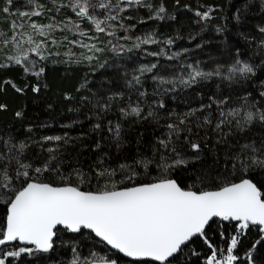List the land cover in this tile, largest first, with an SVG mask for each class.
I'll return each instance as SVG.
<instances>
[{"label": "snow or ice", "instance_id": "1", "mask_svg": "<svg viewBox=\"0 0 264 264\" xmlns=\"http://www.w3.org/2000/svg\"><path fill=\"white\" fill-rule=\"evenodd\" d=\"M50 2L53 8L48 9L38 0H27L29 7L20 10L13 7L15 0H3L0 14L12 18L7 21L12 34L7 36L0 29V54L9 46L11 53L0 58V70L19 67L26 78L31 76L39 81L45 72L39 62L47 59L43 54L47 36L68 29L80 37L68 40L69 44L93 53L84 55L85 60L98 59L95 54L105 51L97 43L104 42L99 35L104 34L116 40L132 41L130 47L113 45L112 51L120 54L138 51L157 59L164 56L167 60L178 61L179 73L165 78L155 71L158 63L143 64L131 75L127 71L123 73L127 96L124 90L97 95L93 104L96 123L92 126L99 135L93 147L97 156L88 171L79 164L70 165L63 156L61 146L72 142L67 134L47 135L33 141L47 153L38 162L26 156L31 144L13 143L11 137L0 136V204L7 206L6 221L0 226V264H11L22 254L49 253L61 230L81 235L87 231L109 252L130 258L132 264H174L176 254L190 247L196 239L211 250L203 264H255L253 252L257 245L264 243V102L260 99L264 98V91L259 92V98L251 99V93H247L239 97L240 103L236 104L230 103L231 97L227 95L209 96L207 104L202 103L183 114L169 113L168 122L161 125L166 129L165 133L147 145H144L141 133L136 139L135 154L131 157L123 155V162L117 163L116 167L107 162L111 154L102 151L105 140L118 153L125 147V125L145 121L159 125L158 110L166 107L164 96L214 79L227 82L229 86L240 84L256 75L254 65L241 59L237 49L231 64L217 63L211 70H205L200 61L181 60L188 49L170 51L176 38L161 39L155 32L136 37L127 35L136 27L126 23L136 19L131 14L125 15L130 10L147 9V20L168 18L165 6L162 3L155 5L153 0ZM254 6L264 13V0H240L231 16L223 17L225 24L216 28V32L222 34L227 30L228 21L239 32ZM62 8L71 9L79 21L89 23L96 35H89L78 21L71 19L55 22L49 17L53 22L48 24L32 19L41 17L46 11L59 12ZM219 10L208 7L195 12L199 18L197 23L203 22L201 31ZM171 18L175 19L174 16ZM147 20L140 18L137 23H147ZM256 31L260 34L257 47L264 49V25H256ZM119 32L125 35L120 36ZM239 34L249 43L255 39L243 32ZM37 37L45 39L37 40ZM51 43L56 45L58 42L53 39ZM25 44L29 47H23ZM107 44H112V40L109 39ZM151 45L161 47L159 51H148L145 46ZM201 46L196 45L197 48ZM30 54L38 60L30 58ZM64 55L74 54L69 49ZM105 64L100 63L99 67L104 68ZM147 79L153 83L151 93L145 87ZM9 87L21 95L29 87L33 93L41 91L38 82L30 84L27 79L23 86L11 79L0 81V93ZM150 95L159 99L149 102ZM6 109L7 105L0 103V111ZM109 113H118V117L108 119ZM15 115L21 118L23 112L18 111ZM209 140L213 141L211 145ZM50 144L55 147H45ZM182 145L193 155L186 157L181 151ZM205 148L213 154V167L201 173L198 184L182 187L171 173L201 160ZM85 186L88 190H84ZM217 221L234 223L235 232L227 237L226 248H218L208 238L206 229ZM219 227L222 228L223 223ZM252 228L259 233V238L245 253V259H241L235 250ZM220 237L225 239L223 231ZM72 253L70 264H118L117 258L94 250L82 256L73 247ZM192 255L199 253L193 248Z\"/></svg>", "mask_w": 264, "mask_h": 264}, {"label": "trees", "instance_id": "2", "mask_svg": "<svg viewBox=\"0 0 264 264\" xmlns=\"http://www.w3.org/2000/svg\"><path fill=\"white\" fill-rule=\"evenodd\" d=\"M46 8H53L50 0H38ZM115 2V0H113ZM68 3V0H63ZM155 5L163 4L167 10V16L163 21L147 20L149 12L147 9L130 10L125 15L131 14L136 19L126 21L128 24H135L133 31L127 33L132 37L143 36L149 32H155L158 38H176L174 45L170 51H182L188 49L187 53L181 57V60L188 63L201 62V67L205 70H211L217 63L229 65L236 57L237 49L240 58L252 63L256 70V75L251 76L248 80L242 81L240 84L229 86L227 82L221 83L218 80H212L208 83H202L195 88L171 93L163 97L166 104L164 109H159L160 124L151 122L136 123L131 126L125 125L127 141L125 147L118 153L114 146H111L107 140L102 143V151L110 153L111 157L107 160L112 167H116L117 163L123 162V155L131 157L136 151V139L143 134L144 145L155 140L156 137L162 136L166 129L161 125L168 122V114H183L190 108H197L202 103H209V96L219 98L221 95L231 97L230 103H240L239 97L251 93V98H259V92L264 91V49L257 47V41L260 34L256 31V25H264V13H261L258 7L254 6L246 23L239 32H243L249 37L255 39L249 43L241 36L237 28L228 21L227 30L222 34L216 32V28L225 24L223 17L231 16L240 0H153ZM27 0H15L14 8L26 6ZM3 6V0H0V7ZM208 7L220 9L213 13L214 19L208 22V26L201 31V23H197L198 17L195 16L197 10L204 11ZM175 17L172 19L171 17ZM55 19L71 18L81 24V28L88 32L89 35H96L91 25L86 21H79V18L69 8H62L59 12L54 10L46 11L41 17H33L37 23L48 24ZM140 18L147 20V23H137ZM11 17L4 18L0 14V29L7 36H11L8 28V20ZM27 19V18H25ZM120 36L125 35L123 32L118 33ZM103 43L98 46L104 48L102 53H96L98 59L88 61L83 59L84 55H93L88 50L80 49L74 44H69L68 40H75L78 35H74L69 31L59 32L55 40L58 42L53 45L46 38L44 55L47 57L45 61H40L45 68L44 74L37 81L29 76L25 77L19 67H12L0 70V81L11 79L17 84L23 86L25 79L30 84L39 83L41 91L33 93L31 88L23 94L14 92L10 87L5 92L0 93V103L7 105L5 111H0V136L5 138L11 137L13 143L27 142L32 146L28 149L26 156L29 159H35L36 162L47 155L42 152L38 145L33 141L40 140L47 135H65L72 138L70 144L62 145L61 151L70 165L79 164L84 171H88L95 163L97 153L93 151L95 140L99 139V135L93 131L92 126L96 123L94 116L95 103L97 95H104L108 92L124 90L127 96V90L124 89L123 73L127 71L129 75L143 64L158 63L155 70L159 75L165 78H172L179 73V63L175 60H167L161 56L158 59L145 55L143 52L133 51L128 53L124 51L122 54L114 52L111 49L113 45L117 47L124 44L130 47L132 41L116 40L104 34H99ZM195 36V39L190 37ZM67 37V40L64 38ZM179 37V38H177ZM111 39L112 44H107ZM44 40V39H43ZM93 42V41H92ZM202 46L197 48V44ZM2 46V45H0ZM23 47H29L25 44ZM148 51H159L161 45L145 46ZM9 47L4 48L3 55L11 54ZM71 49L74 55L65 56L64 53ZM14 51V50H13ZM166 51L168 49L166 48ZM52 53H59L53 55ZM30 58L37 59L30 54ZM79 62H72L77 61ZM70 61V62H66ZM104 68H100V63H105ZM86 87H81L85 85ZM219 84V87L217 85ZM145 87L151 93L153 83L150 79L146 80ZM79 89V91H77ZM71 97L66 99L65 97ZM87 97V100L84 98ZM136 97L133 96V100ZM159 99V97L149 96L148 101ZM264 102V98H260ZM23 112V117L17 118L16 112ZM118 113H109L108 119L115 120ZM175 116L172 117L175 120ZM31 129V131H29ZM259 132L258 129H254ZM195 139V137H193ZM203 143V141H201ZM209 145L213 143L208 141ZM55 147L54 144L45 145V147ZM182 153L187 157L193 155L186 146H181ZM213 167V154L208 148L204 149L202 159L194 163H190L187 168L176 169L171 173V177L177 179L182 187H191L193 184L199 183L201 173L208 171ZM55 179V178H53ZM84 190H88L85 186ZM92 190H95L93 187ZM6 208L4 204H0V226L6 221ZM223 223V227L219 225ZM223 231L225 239L220 237ZM207 235L210 242L218 248H226L230 237L235 232L234 223L217 221L207 229ZM259 238V233L255 228L250 229L245 236L241 238V243L235 250L241 259H245V253L250 250L253 242ZM76 247L82 256H87L90 250L97 251L99 254H107L111 258H117L118 264H132L131 261L124 259L121 255L109 252L99 243L98 239L90 235L87 231L81 234H73L61 230L56 245L49 253H33L32 255L22 254L18 260H12L11 264H70L73 253L72 248ZM195 249L199 255H192V249ZM210 249L199 239H196L190 247H186L174 258V264H203L204 259L210 254ZM226 254V252H225ZM253 260L255 264H264V243L257 245L253 252Z\"/></svg>", "mask_w": 264, "mask_h": 264}, {"label": "rangeland", "instance_id": "3", "mask_svg": "<svg viewBox=\"0 0 264 264\" xmlns=\"http://www.w3.org/2000/svg\"><path fill=\"white\" fill-rule=\"evenodd\" d=\"M29 6L28 5H26V6H21L20 7V10H26L27 8H28ZM67 19H71V18H64V19H55L54 21L55 22H63V21H66ZM71 20H73V19H71ZM73 21H75V20H73ZM51 22H53V20L51 21ZM50 22V23H51ZM61 27H63V24L61 23ZM64 31H69L68 29H65ZM59 32H63V31H59V30H57V31H55V32H52L51 34H49L48 36H47V38L48 39H50V40H52V39H55V37H57L58 36V33ZM70 33H72V34H74V31H69ZM74 35H76V34H74ZM37 40H43V39H45V38H42V37H37L36 38ZM77 39H80V37H78ZM86 42H88V43H91L92 41H87L86 40ZM80 49H83V48H81V47H79ZM85 50H87V49H85Z\"/></svg>", "mask_w": 264, "mask_h": 264}, {"label": "water", "instance_id": "4", "mask_svg": "<svg viewBox=\"0 0 264 264\" xmlns=\"http://www.w3.org/2000/svg\"><path fill=\"white\" fill-rule=\"evenodd\" d=\"M206 231H207V229H206ZM5 247H8V246H5ZM112 252H114V251H112ZM115 253V252H114ZM179 253H177L176 254V256L178 255ZM119 255H121L122 256V254H119ZM123 257V256H122ZM124 259H126V260H128V261H131V259L130 258H127V257H123ZM132 262V261H131Z\"/></svg>", "mask_w": 264, "mask_h": 264}]
</instances>
